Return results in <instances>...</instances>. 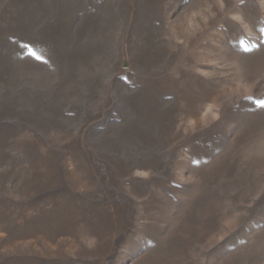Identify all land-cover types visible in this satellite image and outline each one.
I'll return each mask as SVG.
<instances>
[{"label": "rangeland", "instance_id": "rangeland-1", "mask_svg": "<svg viewBox=\"0 0 264 264\" xmlns=\"http://www.w3.org/2000/svg\"><path fill=\"white\" fill-rule=\"evenodd\" d=\"M0 264H264V0H0Z\"/></svg>", "mask_w": 264, "mask_h": 264}]
</instances>
